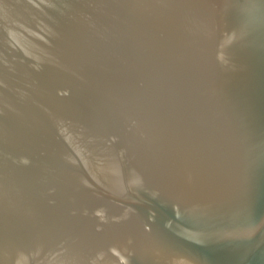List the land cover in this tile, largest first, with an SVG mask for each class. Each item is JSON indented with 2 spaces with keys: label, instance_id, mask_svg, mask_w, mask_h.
Masks as SVG:
<instances>
[{
  "label": "water",
  "instance_id": "1",
  "mask_svg": "<svg viewBox=\"0 0 264 264\" xmlns=\"http://www.w3.org/2000/svg\"><path fill=\"white\" fill-rule=\"evenodd\" d=\"M0 264H264V0H0Z\"/></svg>",
  "mask_w": 264,
  "mask_h": 264
}]
</instances>
